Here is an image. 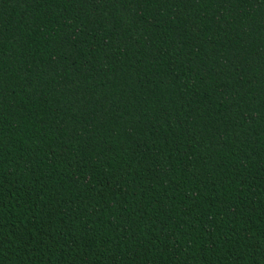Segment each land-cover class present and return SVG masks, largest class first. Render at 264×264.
Returning <instances> with one entry per match:
<instances>
[{
  "label": "trees",
  "instance_id": "1",
  "mask_svg": "<svg viewBox=\"0 0 264 264\" xmlns=\"http://www.w3.org/2000/svg\"><path fill=\"white\" fill-rule=\"evenodd\" d=\"M0 264H264V0H0Z\"/></svg>",
  "mask_w": 264,
  "mask_h": 264
}]
</instances>
